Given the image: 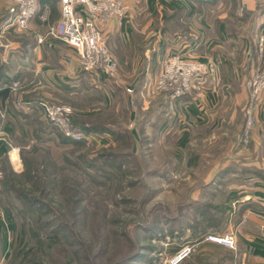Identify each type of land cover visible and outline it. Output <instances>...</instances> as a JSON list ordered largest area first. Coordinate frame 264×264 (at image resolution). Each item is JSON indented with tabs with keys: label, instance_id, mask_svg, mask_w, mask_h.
<instances>
[{
	"label": "rangeland",
	"instance_id": "obj_1",
	"mask_svg": "<svg viewBox=\"0 0 264 264\" xmlns=\"http://www.w3.org/2000/svg\"><path fill=\"white\" fill-rule=\"evenodd\" d=\"M212 1L211 7L219 2ZM253 2L257 14L264 13V0ZM9 5V0H0V30ZM241 9L243 15L246 10ZM260 17L259 29L264 30V15ZM5 36L7 32L0 31L1 41ZM261 36L264 37V31L258 33L254 59L243 61L242 52L232 62L241 74L243 102L240 109H230V114H234L225 118L222 134L221 129L218 131L220 139L210 149L208 143L200 140L193 146L179 142L178 133L167 137L159 116L152 118L151 124L145 123L148 120L144 124L139 122L141 112L147 116L148 111H141L143 104L141 101L139 104L140 94L134 90L138 85H134L133 77L127 79L128 84L111 86V107L99 115L82 117L67 103L48 101L70 106L74 124L84 128H91L92 124L98 130L87 133L84 141L74 147L70 143L61 144L58 136V140L31 142L28 128L22 125L1 147L0 264H172V258L184 248L189 249V254L177 264H264L243 255L245 246L238 239L235 249L206 240L210 234L230 231L238 238L239 221L243 217L239 214V200L248 194L264 200V137L256 143L250 138L255 130V113L250 134L246 137L243 134L248 103L245 84L250 73L264 65V53L259 50ZM172 54L193 60L198 55L194 51L183 54L154 50L151 58L158 76ZM210 63H205L207 73L213 76L215 70ZM89 72L105 75L97 70ZM193 82L179 99L193 91L198 84ZM128 88L131 95L126 92ZM154 90L159 96L169 97L156 90L155 84ZM101 93L92 90L89 100L85 95H77L76 100H83L77 101V106L90 107L79 111L92 112L91 106L97 99H103ZM260 100L261 97L257 107ZM110 129L114 132H109ZM10 145L19 147L22 169L16 172L1 155ZM31 148L34 154L45 156L50 178H18L17 189L32 199L29 207L16 202L13 194L2 193L7 170L20 174L21 152L25 151V157L31 158L28 155ZM191 149L209 152V156L192 158ZM77 155L84 158L78 164L82 169L74 162ZM15 159L20 165L17 154ZM219 163V171L209 181L210 171ZM250 178L257 180L255 186L245 182ZM238 184H242L241 188L234 187ZM9 203L15 207L8 206Z\"/></svg>",
	"mask_w": 264,
	"mask_h": 264
},
{
	"label": "crops",
	"instance_id": "obj_2",
	"mask_svg": "<svg viewBox=\"0 0 264 264\" xmlns=\"http://www.w3.org/2000/svg\"><path fill=\"white\" fill-rule=\"evenodd\" d=\"M239 1L219 0L211 7L212 0H122L127 6L125 16L106 21L86 14L81 6L77 7V12L86 18L94 17L116 64L115 77L108 79L103 74L83 70L78 53L60 38L48 34L49 27L59 23V3L39 0L36 16L27 28H8L5 31L7 36L0 40V116L2 112L4 114L3 119L0 117V149L22 125L27 127L26 124L35 117L45 121L36 106L38 100L67 103L76 115L82 117L99 115L103 109L111 107V86L125 84L130 77L135 79L134 85H138L134 90L140 94L141 111H148L147 116L141 112L139 122L144 124L148 120L145 123L151 124L152 118L159 116L167 137L178 133L179 142L193 146L200 140L208 143L210 149L218 143V131L221 129L222 134L230 109H240L243 102L241 74L232 62L238 60L236 58L242 52L245 55L242 60L254 59L258 33L264 31L259 29V16L264 13L257 14L253 0H241V5ZM241 8L246 10L243 15ZM45 11L48 12L47 22L41 21ZM156 49L183 54L194 51L198 53L195 59L212 62L215 74L195 78L193 83L198 84L182 99L172 101L166 95L159 96L154 90L158 75L153 70L151 58ZM16 82L19 86L14 88ZM92 90L98 94L102 92L103 99H97L91 106L92 112L89 109L80 112L81 108L90 107L77 106L76 102L83 100H76V96L85 95L89 100ZM255 121V130L249 133L253 143L264 137V94L255 111ZM9 148L1 155L14 169L13 163L16 167L19 164L16 163V152L12 153V150L19 147ZM208 153L190 150L192 158L209 156ZM21 169L22 165L15 172ZM219 169L220 163L210 171L209 181L214 180ZM256 181L250 178L245 182L255 186ZM241 185L234 187L241 188ZM259 199L248 194L239 200L241 206L238 208L243 217L239 221L236 240L244 244L246 251L243 255L248 254L253 262L264 261V200Z\"/></svg>",
	"mask_w": 264,
	"mask_h": 264
},
{
	"label": "built area",
	"instance_id": "obj_3",
	"mask_svg": "<svg viewBox=\"0 0 264 264\" xmlns=\"http://www.w3.org/2000/svg\"><path fill=\"white\" fill-rule=\"evenodd\" d=\"M38 0H9L10 5L1 24V32L8 28H27L29 22L34 17L37 10ZM59 3L60 20L56 26H50L48 34L54 38H60L70 47L74 48L79 56V64L84 70H97L106 76L115 75V64L110 57L105 40L98 31L94 17L86 18L77 12V7H83L92 16L98 17L101 21L110 18H122L127 12V6L122 0H54ZM45 16L42 18V21ZM39 41H42L40 38ZM260 53H264V37L259 38ZM207 66L204 62L184 57L180 54L171 55L167 58L155 83V89L165 92L170 99L181 98L191 87L194 79L207 73ZM19 86L16 82L13 87ZM245 88L248 93V103L246 108L247 122L244 129V136L250 133L253 124V115L257 107L259 98L264 93V65L247 80ZM128 94H132L131 89H126ZM133 101H131L132 103ZM44 119L52 126L56 127L61 134L74 142L85 139L82 129L72 122V109L64 104H52L48 101L39 100L36 102ZM4 118L3 112L0 116ZM18 151L13 149L12 153ZM12 155V154H11ZM10 155V158L12 156ZM12 160V159H11ZM13 163V161H12ZM15 166L14 169L20 167ZM2 174L0 172V180ZM207 241L218 244L228 249H235L236 234L230 231L221 235L210 234ZM189 254V249L184 248L178 252L171 260L172 264L181 262Z\"/></svg>",
	"mask_w": 264,
	"mask_h": 264
},
{
	"label": "trees",
	"instance_id": "obj_4",
	"mask_svg": "<svg viewBox=\"0 0 264 264\" xmlns=\"http://www.w3.org/2000/svg\"><path fill=\"white\" fill-rule=\"evenodd\" d=\"M207 1H210V0H207ZM38 2H39V0L37 1V6H38ZM36 12H37V10H36ZM6 15H7V13H6ZM35 16H36V13H35L34 17ZM47 18H48V12L45 11V19L43 20V22H47ZM41 21H42V19H41ZM3 95L5 96L6 93H4ZM32 122L29 124H26L27 128H28L27 132H28L29 136L31 137V139L35 140L36 142H39V141L45 142V141L55 139V138L58 140V137H61L60 139L63 140V141L60 140L61 144L70 143L75 147V146L79 145L82 141H84V140H82L79 142H74V141H71V140L65 138L56 127L52 126L46 120L42 121V120L38 119L37 117H35ZM76 125H78V124H76ZM90 126H91V128H84V127L79 126L82 129V132H83L85 137H86L87 133L98 130V129H95L96 126H93L92 124H90ZM103 127H105V126H103ZM109 132L113 133L114 130L110 129ZM33 151H34V148H31L30 151L28 152V155H30L31 158L25 157V151L21 152V158H22V162H23V171L20 174H16L12 170H11L12 172L7 170L8 172H6L5 180H4V184H3L4 191L2 193L6 196L8 194H11V195L13 194L14 195L13 199L16 202L22 203L23 205H27L29 207L31 206L30 201L32 199L28 198L26 193L17 189V186L19 184L17 181L18 178H23V177L27 178L28 177V178H35L36 180H39L41 178L48 180L50 178L49 173H48V168L50 166L45 163V160H46L45 156L44 155L43 156L38 155L39 153L34 154ZM71 153H73V151ZM33 157H35V158H33ZM75 157L77 159V161H74L77 165V166L76 165L75 166L79 169V167L81 168V166H79L78 164L80 161H84V158L81 157V155H79V156L77 155ZM65 159H66V161H69L70 158L65 156ZM8 206L15 207V206H12V204H10V203Z\"/></svg>",
	"mask_w": 264,
	"mask_h": 264
},
{
	"label": "bare ground",
	"instance_id": "obj_5",
	"mask_svg": "<svg viewBox=\"0 0 264 264\" xmlns=\"http://www.w3.org/2000/svg\"><path fill=\"white\" fill-rule=\"evenodd\" d=\"M251 2V1H250Z\"/></svg>",
	"mask_w": 264,
	"mask_h": 264
}]
</instances>
